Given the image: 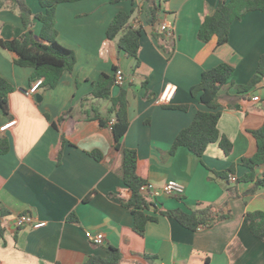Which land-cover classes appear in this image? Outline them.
Instances as JSON below:
<instances>
[{"label": "crops", "instance_id": "1", "mask_svg": "<svg viewBox=\"0 0 264 264\" xmlns=\"http://www.w3.org/2000/svg\"><path fill=\"white\" fill-rule=\"evenodd\" d=\"M26 1L34 14L43 12L38 0ZM157 1L153 26L147 22L144 0L57 5L56 41L74 52L75 63L55 88H40L33 96L25 93L34 81L33 70L17 66L16 54L0 48V76L12 87L8 115L0 109V126L15 121L0 131V140L8 145L0 153V209L7 212L1 218L0 264H88L107 258L109 248L119 253L116 264H264V246L244 223L246 212H264V188L244 195L254 183L237 181L248 172L241 159L256 151L250 131L264 122V76L248 92L237 90L249 83L264 55V13L243 14L231 24L227 41L217 45L214 37L199 41L197 33L219 0ZM132 10L130 24L142 28L137 67L118 51L117 38H106L114 15ZM162 24L171 27L173 37L160 30ZM31 30L38 38L41 23L33 20ZM24 32L18 12L7 4L0 10V38L10 40ZM219 64L233 68L218 92L217 124L220 135L231 142V152L224 155L217 143H211L201 158L184 147L170 154L176 135L194 115L209 111L190 89L203 71ZM116 69L122 70L125 82L121 87L112 85L110 96L115 98L121 89L126 92L128 128L121 144L136 151L137 175L156 189L168 182L183 188L181 199L160 195L147 200L153 205L146 213L157 220L146 224L142 236L133 231L132 215L122 205L130 192L121 181V153L114 149L113 136L97 120L85 118L88 111L112 118L110 102L92 98L91 92L100 75L113 78ZM166 84L174 85L175 93L168 103L156 105L154 99ZM93 152L100 158L92 157ZM231 168L227 181L217 176ZM263 170L256 175L260 177ZM229 189L239 196L230 197ZM205 207L230 212L231 217L191 231L158 214ZM21 215L45 226H19L16 218ZM96 233L104 236L102 245L90 242L89 235Z\"/></svg>", "mask_w": 264, "mask_h": 264}, {"label": "trees", "instance_id": "2", "mask_svg": "<svg viewBox=\"0 0 264 264\" xmlns=\"http://www.w3.org/2000/svg\"><path fill=\"white\" fill-rule=\"evenodd\" d=\"M80 0H38L42 13L34 14L29 8L26 0H0V10L7 4L18 12L25 32L22 36L10 40L0 38V48L14 52L17 56L14 63L19 67H27L33 70L32 80L42 78L40 88L53 89L58 84L64 72H70L75 63V55L72 50L61 46L56 41L55 30V10L57 5L62 3H72ZM120 0H108L115 4ZM166 1V0H163ZM147 5L146 17L150 26H153L159 12L157 0H144ZM260 11L264 13V0H219L214 13L206 16L201 23L197 38L201 42H209L213 37L216 44L221 45L228 39L230 26L233 22L240 20L246 12ZM133 10L129 13L120 11L116 13L106 29V38L116 40L118 51L135 61L134 67L138 66V52L142 28L133 27L130 19ZM37 20L41 23L39 37L36 38L31 30L32 21ZM158 38V35H155ZM233 68L227 64H219L201 73L199 82L191 87L190 94L197 98L199 103L209 109V111L197 112L190 125L181 130L175 137L170 154H173L178 147L186 148L190 153L198 158L204 154L206 147L211 143H217L224 155H228L232 150L231 142L220 135L217 124L220 118L218 92L225 86L232 75ZM264 76V55L260 57L256 72L246 85L237 86L239 92H248L252 87L259 83ZM113 85V78L107 75H100L91 92L92 98L106 99L110 102L109 114L112 118L103 117L96 111H88L86 119L97 120L101 128H108L114 139V149L121 153L120 177L123 185L129 190L130 197L127 201H122V205L127 208L133 218V231L142 236L148 222H154L156 217L148 215L150 206L140 193V187L146 182L136 173V151L124 148L121 139L128 128L126 92L121 89L118 96L112 98L110 89ZM12 91L11 85L0 76V109L4 115H8V94ZM166 108L185 110L186 106H165ZM236 107V106H230ZM255 140L256 151L251 157L241 159V165L248 172L238 179V182H253V187L244 195L254 194L258 189L264 188V170L261 176L256 175V171L264 167V122L256 130L250 131ZM64 140L61 138V144ZM8 145L4 140H0V153L6 152ZM61 145L58 149V157L61 155ZM99 159L100 155L96 152L90 154ZM232 168L217 176L224 181L228 180V174L232 173ZM230 197L239 195L229 189ZM159 215L171 217L182 227L195 231L200 228H208L216 222L231 217L230 212L221 213L213 207L184 212L182 210L158 211ZM7 215L4 209H0V238L4 233L1 218ZM244 223L250 234L262 242L264 246V212L253 211L244 214ZM119 260V253L116 249L109 248L108 256L104 260L93 259L95 264H116Z\"/></svg>", "mask_w": 264, "mask_h": 264}, {"label": "built area", "instance_id": "3", "mask_svg": "<svg viewBox=\"0 0 264 264\" xmlns=\"http://www.w3.org/2000/svg\"><path fill=\"white\" fill-rule=\"evenodd\" d=\"M160 30L164 32L168 37H173L174 33L171 29V27H168L167 25H160ZM125 82V75L120 69H116L114 71V76H113V85L117 87H121ZM42 84V78L35 79L31 85L26 89L25 93L28 96H33L35 95L38 90L40 89V86ZM175 86L172 84H166L165 87L163 88L162 92L158 97L154 99V103L156 105H163L165 103H168L174 93H175ZM252 101H259L258 97H252ZM15 125V121L11 120L5 123L4 125L0 126V131H5ZM230 180H234L233 177H230ZM140 193L146 198V200H153L156 197L160 195H166L170 197H174L177 199H181L183 195V188L174 183V182H168L165 183L162 187L159 189H156L153 187L152 184L150 183H145L140 187ZM16 224L17 225H26L29 226L33 229L41 228L45 226V222L42 221H35L32 217L27 216V215H21L20 217L16 218ZM90 242L93 243L94 245H102L104 243V236L101 233H96V234H90L89 235ZM88 264H95L93 262H89Z\"/></svg>", "mask_w": 264, "mask_h": 264}, {"label": "water", "instance_id": "4", "mask_svg": "<svg viewBox=\"0 0 264 264\" xmlns=\"http://www.w3.org/2000/svg\"><path fill=\"white\" fill-rule=\"evenodd\" d=\"M37 100H40V97L38 95L35 96ZM152 207V206H151Z\"/></svg>", "mask_w": 264, "mask_h": 264}]
</instances>
